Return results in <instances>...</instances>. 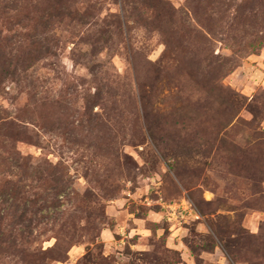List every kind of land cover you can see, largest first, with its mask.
Instances as JSON below:
<instances>
[{
  "label": "rangeland",
  "instance_id": "374dc122",
  "mask_svg": "<svg viewBox=\"0 0 264 264\" xmlns=\"http://www.w3.org/2000/svg\"><path fill=\"white\" fill-rule=\"evenodd\" d=\"M4 60L0 187L66 179L41 264H264V0H0Z\"/></svg>",
  "mask_w": 264,
  "mask_h": 264
},
{
  "label": "trees",
  "instance_id": "16d2710c",
  "mask_svg": "<svg viewBox=\"0 0 264 264\" xmlns=\"http://www.w3.org/2000/svg\"><path fill=\"white\" fill-rule=\"evenodd\" d=\"M32 40L28 43V49L22 50L20 53L21 65L30 62H34L35 58L32 57V51L36 54L46 52L48 48L43 44L40 46L39 41ZM5 43V42H4ZM35 47L32 49V47ZM48 54V53H47ZM39 59L41 58L38 57ZM17 62V61H16ZM24 70L22 69V72ZM20 76L18 68L15 67V63L12 61H3L0 66V92L3 89L2 84L9 81L16 83V78ZM18 83V82H17ZM235 94L223 91V104L230 101ZM237 96V95H236ZM241 98V96H238ZM236 97V98H238ZM9 127L12 128V123H9ZM6 127V124H4ZM12 130H7L2 135V140L5 142L12 141L13 143L23 142L29 140L26 134L25 126L14 125ZM9 128V129H10ZM3 153H9L5 148H2ZM15 157H13V165L18 169L28 161L26 156H22L18 152L14 151ZM14 174V176H18ZM25 180H29L34 183L32 199L28 196V189H26ZM49 183H52L49 186ZM61 183L65 184L66 179H59L55 173H48L47 170H34L31 175L20 173L19 177L15 180H7L3 186L0 187V253H7L14 248V252L24 258L28 264H41L43 260L40 255L47 253L45 249L40 248L36 253H30L37 249H32L33 245L39 240V238L47 231H35L36 228L47 225L48 220H55L58 213L54 211L57 207L56 196H58L62 190ZM20 207V208H19ZM11 211H13L11 213ZM9 218V219H8ZM55 222L51 221V225ZM7 228V229H6ZM14 229V233L11 232ZM15 240H20L19 250L17 244L14 247L11 243Z\"/></svg>",
  "mask_w": 264,
  "mask_h": 264
}]
</instances>
